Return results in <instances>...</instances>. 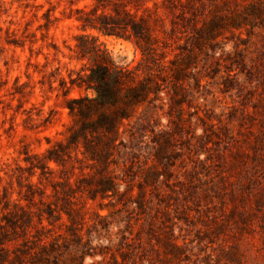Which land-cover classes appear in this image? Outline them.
<instances>
[{
	"label": "rangeland",
	"instance_id": "obj_1",
	"mask_svg": "<svg viewBox=\"0 0 264 264\" xmlns=\"http://www.w3.org/2000/svg\"><path fill=\"white\" fill-rule=\"evenodd\" d=\"M81 33L155 70L110 145L71 137ZM0 264H264V0H0Z\"/></svg>",
	"mask_w": 264,
	"mask_h": 264
},
{
	"label": "trees",
	"instance_id": "obj_2",
	"mask_svg": "<svg viewBox=\"0 0 264 264\" xmlns=\"http://www.w3.org/2000/svg\"><path fill=\"white\" fill-rule=\"evenodd\" d=\"M110 17L93 12L92 15H80L77 19L83 30L94 29L104 35L127 38L128 26L134 33L137 32L138 23L123 22L116 26ZM76 39L77 57L86 58L88 63L70 80L71 85L92 91V96L80 95L65 100L68 113L77 125L71 137L74 141L79 137L87 141L89 133L96 142L110 145L119 134L122 121L128 119L138 105L147 101L150 93H157L155 70L149 66L150 55L143 48L147 61L127 67L116 64L93 34L81 33Z\"/></svg>",
	"mask_w": 264,
	"mask_h": 264
}]
</instances>
